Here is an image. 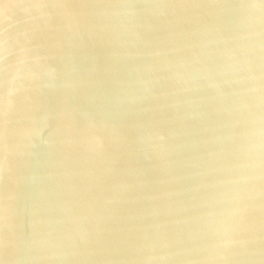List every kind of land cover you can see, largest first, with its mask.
Masks as SVG:
<instances>
[{"label": "water", "instance_id": "obj_1", "mask_svg": "<svg viewBox=\"0 0 264 264\" xmlns=\"http://www.w3.org/2000/svg\"><path fill=\"white\" fill-rule=\"evenodd\" d=\"M0 264H264V0H0Z\"/></svg>", "mask_w": 264, "mask_h": 264}, {"label": "clouds", "instance_id": "obj_2", "mask_svg": "<svg viewBox=\"0 0 264 264\" xmlns=\"http://www.w3.org/2000/svg\"><path fill=\"white\" fill-rule=\"evenodd\" d=\"M235 243V242H234Z\"/></svg>", "mask_w": 264, "mask_h": 264}]
</instances>
